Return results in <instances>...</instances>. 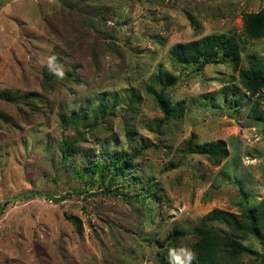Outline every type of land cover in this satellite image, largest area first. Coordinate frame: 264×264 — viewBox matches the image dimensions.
Returning a JSON list of instances; mask_svg holds the SVG:
<instances>
[{
  "label": "rangeland",
  "instance_id": "obj_1",
  "mask_svg": "<svg viewBox=\"0 0 264 264\" xmlns=\"http://www.w3.org/2000/svg\"><path fill=\"white\" fill-rule=\"evenodd\" d=\"M120 4L128 8L115 20L107 7L97 11L106 21L91 30L86 15L58 0H0V264H158V242L174 230L184 234L174 254L186 262L204 216L215 209L240 214L264 199V89L251 97L232 66L192 72L171 54L176 44L239 36L243 17L264 0ZM241 57L245 67L264 60V41L244 46ZM165 74L174 87L162 88ZM161 93L178 108L168 122ZM31 94L49 104L34 107L24 100ZM101 99L110 102L109 123L100 141L79 143L75 165L136 151L126 180L81 176L59 161L64 140L75 136L63 126L64 107L94 108ZM192 136L196 146L223 144L227 157L186 155ZM132 179L159 189L152 205L144 183ZM67 216L78 218L81 230ZM242 243L264 252L250 235Z\"/></svg>",
  "mask_w": 264,
  "mask_h": 264
},
{
  "label": "trees",
  "instance_id": "obj_2",
  "mask_svg": "<svg viewBox=\"0 0 264 264\" xmlns=\"http://www.w3.org/2000/svg\"><path fill=\"white\" fill-rule=\"evenodd\" d=\"M58 1L65 7L74 10V12H78L81 17L86 15L88 21H92L89 23L91 30L93 29V24H97L96 20H98L99 24H103V21H106V19L97 18L95 14L97 11L107 7L110 19L115 20L128 8L127 4H120V0H85L87 1L86 10H83L81 3L84 0H75V3L72 0ZM257 41H264V8L258 12L248 13L243 17V32L239 36L214 35L189 43L176 44L172 48L171 54L175 63L182 67L181 69L187 70L189 67H194L191 70L192 72H202L211 64L232 66L238 73L241 86L251 97H255L264 89V60L250 59L245 67L242 65L241 55L244 46ZM105 48H108V45H105ZM50 80L55 81L56 79L52 76ZM175 80L172 75L165 74V82H161L163 84L162 88L174 87L176 84ZM3 95L10 98V93L8 92L3 93ZM228 96L236 101V97H239L240 94L233 91ZM24 100L39 108L44 107V104H49L47 98L41 96L37 98L35 94L25 97ZM157 102L163 112L164 116L162 119L164 121L168 122L175 117L178 108L171 106L162 93L158 94ZM109 108L110 102L105 99H101L94 108L88 106L87 108L74 109L70 112V106L64 107L63 112L60 113L63 126L71 127L75 132V136L72 139L66 138L59 149L61 154L59 161L62 164L71 163L73 168L74 166L77 167L75 165L76 159L79 158V153L81 155L83 152H80L79 143L89 140L100 141L103 137L102 135H104V124L109 123L110 120L107 116ZM253 111L255 114L257 113V110ZM194 138L195 136H192L185 146L184 152L186 155L188 153L208 155L217 161L227 157L223 144L196 146L193 144ZM105 151V155L108 156L107 148ZM138 158L139 153L136 151L131 153L114 151L112 152V157L106 162L97 160L93 165L86 167L82 165L77 168L80 169L79 174L81 176L93 178L98 175L102 181H105L106 178L111 180L123 178L126 180L128 175L133 173L132 169H128V166ZM129 178H133V176H129ZM129 181L131 180L129 179ZM139 182L141 181L132 179L133 184ZM141 183H144L146 188H144L143 193H148V196L151 197L152 205L157 200L159 189L149 182ZM241 194L244 196V201H247V194L244 192H241ZM19 197H27V195ZM149 210L153 213L152 207ZM67 219L77 229L81 230L78 218L67 216ZM149 221L152 223L153 219L149 218ZM215 222L222 223L229 232H223L214 227L212 224ZM183 235L182 232L174 230L162 242H158L161 248L157 254L159 257L158 264H240V259L243 256L254 257L258 260L257 264H264V252L262 254L254 252L242 243V240H245L250 235L259 242L264 250V199L251 207L246 205L242 208L240 214L215 209L204 216L200 226L194 232L195 240L191 246V257L186 262H182L174 254V251L178 249L181 243L180 239H182Z\"/></svg>",
  "mask_w": 264,
  "mask_h": 264
}]
</instances>
